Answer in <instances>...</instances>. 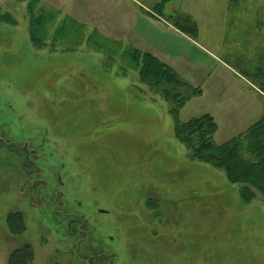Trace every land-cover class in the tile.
Returning <instances> with one entry per match:
<instances>
[{"label":"rangeland","instance_id":"rangeland-1","mask_svg":"<svg viewBox=\"0 0 264 264\" xmlns=\"http://www.w3.org/2000/svg\"><path fill=\"white\" fill-rule=\"evenodd\" d=\"M133 47L200 88L177 117L213 116L215 145L263 115L240 72L264 69V0H0V264H264V194L190 158Z\"/></svg>","mask_w":264,"mask_h":264},{"label":"trees","instance_id":"trees-1","mask_svg":"<svg viewBox=\"0 0 264 264\" xmlns=\"http://www.w3.org/2000/svg\"><path fill=\"white\" fill-rule=\"evenodd\" d=\"M233 1L230 0L231 3ZM2 18L4 20V16ZM173 24L182 32L185 29L188 32H197L195 23L186 15H174ZM127 57L131 65L138 68L140 81L146 83L150 88H162L160 91L164 92L166 99L171 102L168 110L174 119L173 136L188 148L190 158L221 170L228 182L238 185L239 195L244 203L250 202L257 192L264 194V113L243 132L215 145L213 134L217 129V123L213 116L205 113L198 117H191L186 121H181L177 117L180 107L192 95L198 94L200 88L191 87L170 66L150 52L133 47L129 49ZM240 74L264 95L263 68L256 67L251 71L240 72ZM175 90L176 92H174ZM155 195V191L149 193L150 197L145 200L147 206L155 207L157 203L154 199ZM179 197L180 199L185 197V201L189 198V196L183 195ZM163 212L164 210H161L159 214ZM163 215H167V213L165 212ZM18 218L19 216L10 214V228L18 226L20 230L23 229ZM147 240L150 239L147 238ZM172 241L176 242L173 239ZM16 254L11 256L9 264H29L32 259L30 250L26 252L19 250ZM190 257L189 253L188 258ZM186 264H191V260L187 259Z\"/></svg>","mask_w":264,"mask_h":264},{"label":"flooded vegetation","instance_id":"flooded-vegetation-1","mask_svg":"<svg viewBox=\"0 0 264 264\" xmlns=\"http://www.w3.org/2000/svg\"><path fill=\"white\" fill-rule=\"evenodd\" d=\"M37 194H39V189L37 190ZM40 197L42 198V201H43V197L40 195ZM60 206H62V204L60 205ZM66 207V205L64 206V208ZM62 213H65V211H63L62 210ZM86 221L90 224L91 223V220H90V218H89V216H86ZM81 230H83V229H81V228H78V230H76V231H79V232H83V231H81ZM84 233V232H83ZM85 239V238H84ZM107 256V259L105 258ZM89 257H91V260H90V263H89V261L88 260H86L85 262H86V264H104L105 262H106V264H112L111 262L113 261H115L117 258H118V255L116 254L115 255V257H113V258H115V259H113L112 257H110V256H108V255H106L105 253H103V252H97V253H91L90 255H89ZM106 260V261H105ZM92 261V262H91Z\"/></svg>","mask_w":264,"mask_h":264},{"label":"crops","instance_id":"crops-1","mask_svg":"<svg viewBox=\"0 0 264 264\" xmlns=\"http://www.w3.org/2000/svg\"><path fill=\"white\" fill-rule=\"evenodd\" d=\"M245 82H246V83H247L252 89H254L255 91H257V89H256V88H255V87H254L249 81L247 82V81L245 80ZM257 92H258V91H257ZM262 96H263V95H262ZM263 97H264V96H263ZM258 119H259V118H258ZM258 119H257V120H258ZM254 122H255V121H254ZM254 122H253V123H254ZM250 125H251V124H250Z\"/></svg>","mask_w":264,"mask_h":264}]
</instances>
